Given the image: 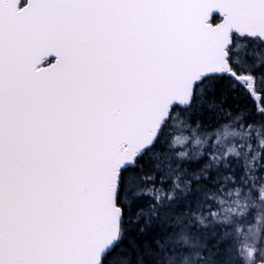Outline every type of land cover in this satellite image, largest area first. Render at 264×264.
<instances>
[{"label": "snow or ice", "instance_id": "6c2138e0", "mask_svg": "<svg viewBox=\"0 0 264 264\" xmlns=\"http://www.w3.org/2000/svg\"><path fill=\"white\" fill-rule=\"evenodd\" d=\"M0 264H264V0H0Z\"/></svg>", "mask_w": 264, "mask_h": 264}]
</instances>
